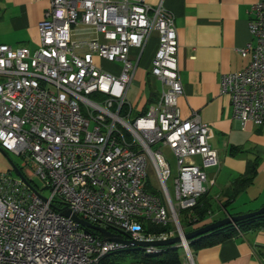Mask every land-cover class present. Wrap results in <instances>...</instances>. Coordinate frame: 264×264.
Here are the masks:
<instances>
[{"label": "built area", "instance_id": "built-area-1", "mask_svg": "<svg viewBox=\"0 0 264 264\" xmlns=\"http://www.w3.org/2000/svg\"><path fill=\"white\" fill-rule=\"evenodd\" d=\"M48 1L35 50L0 44V147L29 159L30 176L43 183L38 188L27 178L29 184L0 174V264H98L107 253L136 249L105 240L72 214L127 240L180 235V244L140 249L157 254L181 247L185 263L194 264L179 212L207 192L213 180L204 169L219 159L199 115L179 114L183 87L173 17L145 0ZM248 31L252 40L237 49L248 64L223 74L220 92L228 95L234 119L261 126L264 0L252 5ZM153 32L158 43L149 73L160 90L135 115L127 93ZM158 143L176 157L174 199L166 183L168 164L151 148ZM148 161L156 191L147 188ZM171 221L175 233L146 230V223Z\"/></svg>", "mask_w": 264, "mask_h": 264}, {"label": "crops", "instance_id": "crops-1", "mask_svg": "<svg viewBox=\"0 0 264 264\" xmlns=\"http://www.w3.org/2000/svg\"><path fill=\"white\" fill-rule=\"evenodd\" d=\"M259 1L262 0H145L153 7L161 5L173 17L183 87L177 98L179 114L183 119L193 113L199 115L208 127V142L219 159L217 166L209 167L212 170L207 175L213 180L207 189L212 211L202 221L187 224L190 231L264 205V125L247 122L243 126L233 118L228 95L220 92V77L241 71L248 64V57H242L237 49L252 40L248 21L252 5ZM48 5V0H0V44L35 50L39 46L37 24ZM157 43L153 32L135 69L133 81L139 79L141 89L149 93L136 101L140 102L137 107L128 98L133 114L135 108L137 114L144 113L160 90L159 80L149 73ZM133 54L130 58L135 61ZM254 160L258 164L253 181L226 202L233 181ZM258 182L255 194L245 197ZM192 255L194 264H264V225L247 227L216 244L197 248ZM181 264H186L185 259Z\"/></svg>", "mask_w": 264, "mask_h": 264}, {"label": "trees", "instance_id": "trees-1", "mask_svg": "<svg viewBox=\"0 0 264 264\" xmlns=\"http://www.w3.org/2000/svg\"><path fill=\"white\" fill-rule=\"evenodd\" d=\"M257 164L258 163L255 160L249 161L244 174L233 181L232 187L230 188L232 190L228 193L229 198L226 202L230 201V199L234 197L235 194H237L241 189H243L253 181V178L257 173ZM17 168L21 170L19 167ZM147 188L149 189L150 186L147 185ZM207 196V192L202 194L197 199L195 206L190 209L180 211L181 213H184L185 220H188V218L192 219L194 221L193 223L195 224L196 222L198 223L202 221L208 215V212L211 210V204L206 198ZM258 225H264V215H257L237 221L235 223H230L228 225L207 232L203 235L194 237L193 239L189 240V248L191 252L194 253L197 248L216 244L217 242H220L221 240L230 237L234 233L242 231L247 227H254ZM146 230L164 232L168 231V226L148 224ZM127 250L128 249H122L107 253L99 260L98 264H119L118 259L123 257V255L121 254L118 256H114V253L119 251L127 252ZM184 256L185 254L181 247H168L167 249L157 254L144 253L139 258L138 262L141 264H181L183 262Z\"/></svg>", "mask_w": 264, "mask_h": 264}, {"label": "rangeland", "instance_id": "rangeland-1", "mask_svg": "<svg viewBox=\"0 0 264 264\" xmlns=\"http://www.w3.org/2000/svg\"><path fill=\"white\" fill-rule=\"evenodd\" d=\"M140 81L139 79L135 78L133 83L130 86L129 93H128V98L133 104L136 105V107L140 104L138 102L136 104V101H140L142 96L148 95L149 91L148 89H141L140 87ZM139 108V107H138ZM137 108L134 109V114H137ZM153 150H160L162 153L163 157L165 158V161L168 164L169 167V177L167 178V187L173 196L174 199V179L177 177V164H176V157L174 156L173 152L171 149H169L167 146H161L159 143L155 144L151 147ZM7 155V156H6ZM6 155L2 151H0V174L2 173H10L12 177H16V174L13 170V164H15L17 167L21 169V172L23 175L30 180L33 185L37 186L38 188H41L43 186L42 181L37 177V176H30V174L34 171V165L33 163L27 159L23 158L21 156L15 155L13 153H8L6 152ZM200 164V162H198ZM206 173L208 175V172L212 170V168H206ZM146 183L148 186L151 188H154V190L159 189V184L156 178L155 170L152 166V164L148 161L147 166H146ZM259 182L257 184L252 185L250 188L249 192L245 197H248L249 195L255 194L256 190L258 189ZM212 192V191H211ZM45 193V191H43ZM244 197V199H245ZM209 202H211L209 199L211 197L207 196L206 197ZM262 199H264V194L261 196ZM212 203V202H211ZM249 203V201H248ZM212 211L211 210L208 212V214ZM189 219V218H188ZM179 222L185 232L190 231L189 227L187 226L188 222L184 218V213H179ZM168 226V230L174 231L175 233L176 226L173 221L169 222L166 224ZM146 227H148V224L146 223ZM125 253V254H123ZM123 255L120 259H118L119 264H141L139 263V258L144 254L142 249H128L127 252H115L114 256L118 255Z\"/></svg>", "mask_w": 264, "mask_h": 264}, {"label": "water", "instance_id": "water-1", "mask_svg": "<svg viewBox=\"0 0 264 264\" xmlns=\"http://www.w3.org/2000/svg\"><path fill=\"white\" fill-rule=\"evenodd\" d=\"M0 151H2L4 153V155H6V152L1 147H0ZM11 164L13 166V170H14L16 176L19 177L21 180H23L25 183L29 184V181L23 175L21 170H19L17 168V166L15 164H13L12 162H11ZM63 214L67 215V216L70 215L68 210L64 211ZM257 215H264V205H262L256 211H252V212H249L246 214H241V215H234L231 217L227 216V217H224L222 219H219V220L213 221L211 223L205 224L203 226H200L199 228H196L194 230L185 232L183 239L185 241H189V240L193 239L194 237L203 235V234L210 232L214 229H217V228H220L222 226L228 225L230 223H235L237 221L244 220V219H247V218H250L253 216H257ZM71 217L74 220H76L77 222H79L81 226L99 231L103 235L105 240L124 243L127 246H131L133 248L140 249L141 247H149V246H166V245L180 244L182 242V237L180 235H176V236L169 237L166 239L149 240V241H137V240H130V239L127 240V239H124L121 234L111 233L110 231H108L107 229H105L103 227L96 226L94 224H91V223L77 217L75 214H72Z\"/></svg>", "mask_w": 264, "mask_h": 264}, {"label": "bare ground", "instance_id": "bare-ground-1", "mask_svg": "<svg viewBox=\"0 0 264 264\" xmlns=\"http://www.w3.org/2000/svg\"><path fill=\"white\" fill-rule=\"evenodd\" d=\"M6 152V151H5ZM142 249L146 248V247H141Z\"/></svg>", "mask_w": 264, "mask_h": 264}]
</instances>
